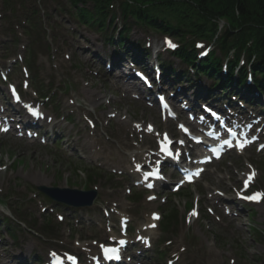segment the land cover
<instances>
[{
    "label": "rangeland",
    "instance_id": "1",
    "mask_svg": "<svg viewBox=\"0 0 264 264\" xmlns=\"http://www.w3.org/2000/svg\"><path fill=\"white\" fill-rule=\"evenodd\" d=\"M66 1V0H64ZM62 23L64 25V30L62 32V43L60 49L62 52H66L63 55H60L59 58V65L57 64V74L58 75H64V74H73L76 79L80 80L79 73H74V70L71 68V63L79 64V61L82 63L87 62V58L89 55L88 52H93L94 50L97 52H102L104 41L100 36L97 34L91 33L89 31H86L85 29L79 27L75 20L70 17L62 16ZM25 41V39H23ZM102 40V41H100ZM106 50V49H105ZM82 54L83 58H81L79 55ZM22 55V54H21ZM90 61H92V58H90ZM42 65H45V61L41 59ZM12 62H8L7 65H11ZM89 63L86 64V66ZM95 70L98 72L96 76H91L90 79L86 77V81H90L89 83H95L102 87V90H100L102 93H104L107 96H110L111 90H120V87L114 83H112L108 78V72L105 74V69L102 68V65L100 63L94 64ZM102 69V70H100ZM46 70H50V67L47 66ZM49 72L44 71L43 76L46 78L47 74ZM112 74V73H111ZM81 81V80H80ZM69 82H72V80H69ZM84 84V82H83ZM2 92H6V89L1 87L0 89ZM129 103L131 104L130 100H126L124 104ZM128 111L127 108L124 109V112ZM115 113V110H110L108 113L104 115V118H107L108 116H113ZM129 115L132 118H137V123L144 124V122H154L155 120L147 117L144 115L143 112H139L135 110L134 108L130 107L129 109ZM98 118L102 119L103 116L101 114H98ZM114 125V131L116 132L117 136L121 138L122 140H130L132 138L133 133V124L134 122L127 121L126 118L122 116H118L115 118V121L113 123ZM10 140H12L14 143L11 146V149L16 151V148L18 146L17 138L11 137ZM30 146V149L28 148H21L22 152L24 154V157L28 160V166L25 168H22L18 171L16 177L21 179L23 182L28 183L30 182L31 178L37 176L40 172L41 165L38 164V161L41 163H51V160H53L55 157L53 154H50L48 156L47 150L43 148V150L38 149L39 147H35L32 145ZM106 157L111 155L110 153H105ZM255 161H259V157H253ZM4 165H9L8 158L3 159L0 162V193L2 191H9L10 194L15 189V176L12 173L13 171L7 170L2 171V167ZM233 181H240V177L238 176L237 172L232 169L231 170ZM46 210L50 214H53L55 211V207L53 205H47V204H36L33 206V212L35 217H38L40 214H42ZM258 218L262 215V209H259ZM61 215L66 216L68 214L69 219L67 224H65L62 227V233L66 235L68 238V244L72 245L74 240L75 241H81V239L85 238H92L97 237L98 241H102L105 237L104 234H101L100 236H95L93 233L88 234L91 230V223L94 220V217L91 215H86L85 213H70V212H60ZM67 217V216H66ZM262 222V221H261ZM264 223V222H262ZM71 234V235H70ZM74 234H77V236H74ZM70 235V236H68ZM249 238V235L246 236V239ZM91 244V242H89ZM264 246V242L261 243ZM260 244H256L257 250L259 249ZM262 255H264V250L262 251ZM0 257L3 261H7L9 258V250L8 248H4L0 250Z\"/></svg>",
    "mask_w": 264,
    "mask_h": 264
},
{
    "label": "trees",
    "instance_id": "2",
    "mask_svg": "<svg viewBox=\"0 0 264 264\" xmlns=\"http://www.w3.org/2000/svg\"><path fill=\"white\" fill-rule=\"evenodd\" d=\"M198 2H199L200 4L205 5L206 3H211V4L216 3L217 0H210V1H208V0H198ZM228 2H229V1H228ZM245 2H246V3H249L248 0H232V3H233V5H234V7L237 6V7L240 8V10L243 11V12L245 11V8H247L246 5H245ZM250 2H251V1H250ZM217 3H218V2H217ZM229 3H230V2H229ZM249 6L251 7V9L254 8V6H252L250 3H249ZM257 8L261 11L262 16L264 17V0H259V2L257 3Z\"/></svg>",
    "mask_w": 264,
    "mask_h": 264
},
{
    "label": "snow or ice",
    "instance_id": "3",
    "mask_svg": "<svg viewBox=\"0 0 264 264\" xmlns=\"http://www.w3.org/2000/svg\"><path fill=\"white\" fill-rule=\"evenodd\" d=\"M170 46H173V47H174V45H171V44H170ZM33 115H39V113L33 112ZM226 142H227V141H226ZM145 175H146V177H147V176H151V175H155V176H157V178H160L158 172H154V173H146ZM149 186H151V185H149ZM260 195H261V194H257V196H255V197H247V199H259V198H260ZM193 215H195V213H193ZM107 251H111V252H113V253H118V249H110V250H107V249H106V252H107ZM116 258L118 259L119 256L117 255Z\"/></svg>",
    "mask_w": 264,
    "mask_h": 264
},
{
    "label": "bare ground",
    "instance_id": "4",
    "mask_svg": "<svg viewBox=\"0 0 264 264\" xmlns=\"http://www.w3.org/2000/svg\"><path fill=\"white\" fill-rule=\"evenodd\" d=\"M119 67H121V65H119ZM3 215H5L4 213H0V217H2ZM140 246H142V244H140L139 246L137 245L136 248H139Z\"/></svg>",
    "mask_w": 264,
    "mask_h": 264
}]
</instances>
